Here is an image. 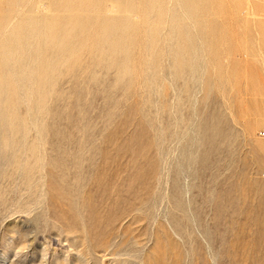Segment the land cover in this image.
I'll use <instances>...</instances> for the list:
<instances>
[{
  "label": "rangeland",
  "instance_id": "374dc122",
  "mask_svg": "<svg viewBox=\"0 0 264 264\" xmlns=\"http://www.w3.org/2000/svg\"><path fill=\"white\" fill-rule=\"evenodd\" d=\"M263 134L264 0H0V264H264Z\"/></svg>",
  "mask_w": 264,
  "mask_h": 264
},
{
  "label": "clouds",
  "instance_id": "9594fccd",
  "mask_svg": "<svg viewBox=\"0 0 264 264\" xmlns=\"http://www.w3.org/2000/svg\"><path fill=\"white\" fill-rule=\"evenodd\" d=\"M21 248H22L23 250H27L28 245H22Z\"/></svg>",
  "mask_w": 264,
  "mask_h": 264
},
{
  "label": "bare ground",
  "instance_id": "6f19581e",
  "mask_svg": "<svg viewBox=\"0 0 264 264\" xmlns=\"http://www.w3.org/2000/svg\"><path fill=\"white\" fill-rule=\"evenodd\" d=\"M96 32V31H95ZM20 80V79H19ZM107 261V260H106Z\"/></svg>",
  "mask_w": 264,
  "mask_h": 264
},
{
  "label": "built area",
  "instance_id": "2783aa9c",
  "mask_svg": "<svg viewBox=\"0 0 264 264\" xmlns=\"http://www.w3.org/2000/svg\"><path fill=\"white\" fill-rule=\"evenodd\" d=\"M262 136H264V134Z\"/></svg>",
  "mask_w": 264,
  "mask_h": 264
}]
</instances>
